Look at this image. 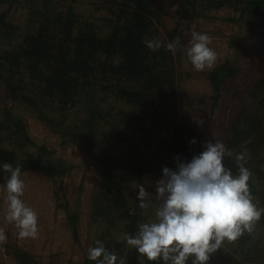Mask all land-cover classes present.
Masks as SVG:
<instances>
[{
  "label": "trees",
  "instance_id": "obj_1",
  "mask_svg": "<svg viewBox=\"0 0 264 264\" xmlns=\"http://www.w3.org/2000/svg\"><path fill=\"white\" fill-rule=\"evenodd\" d=\"M111 1L112 31L104 36L76 12L74 4L66 3L64 9L54 11L53 2L48 0L46 10H38V28L23 34L13 48L0 54V77L17 102L33 109L56 133L69 130V140L94 153L100 187L92 201L91 218L100 229L97 241L117 255V264L121 258L125 264H164L162 259L149 261L127 245L126 235L135 236L138 225L148 219L137 196L130 197V186L150 172L161 173L165 167L178 170L180 163L191 162L205 151L207 141L192 122L178 114L176 53L180 51L178 46L175 54L166 50L178 30L166 27L164 7L154 0ZM177 1L178 13L188 19L227 6L241 12L231 21L244 19V14L264 19V0ZM0 26L13 27L6 13L0 12ZM160 28L165 34L160 33ZM145 38L159 39L161 48L150 50ZM259 71L245 98L234 93V98L242 99V103L232 115L223 141L232 156L225 155L222 163L234 176L238 175L235 157L245 155V167L252 174L248 183L253 202L264 208V67ZM240 75V67L231 60L208 70L205 77L211 87L213 111L220 105L225 86ZM72 116L73 121L69 122ZM147 120L150 122L146 125ZM135 126L138 133L167 134L158 147L162 154L158 151L150 157L145 155L147 147L136 144L129 135ZM193 140L197 151L189 146ZM118 146L122 153L116 157L114 148ZM4 163L20 167L21 174L40 172L53 181L67 172V162L57 158L53 149L35 144L23 115L0 106V178L4 175ZM66 209L73 239L79 243L78 216L71 213L69 206ZM256 224L264 228V215ZM250 239L241 235L237 242H232L237 243L231 248L234 253L220 248L209 264L223 252L226 261L237 256L235 253L249 262L257 255L260 257V253L253 252ZM7 251L16 264H45L15 244L9 245ZM82 264L98 261H90L87 256Z\"/></svg>",
  "mask_w": 264,
  "mask_h": 264
},
{
  "label": "rangeland",
  "instance_id": "obj_2",
  "mask_svg": "<svg viewBox=\"0 0 264 264\" xmlns=\"http://www.w3.org/2000/svg\"><path fill=\"white\" fill-rule=\"evenodd\" d=\"M48 0H1L0 12L7 14V21L12 28L3 29L0 26V54L13 48L23 34L40 25V11L46 10ZM54 11L64 9V4H74L76 12L88 19L94 28L102 35L112 31L111 9L114 3L111 0H51ZM45 2V3H44ZM156 5L164 7L165 25L169 30H178L180 38L179 51L176 53L178 93V114L181 119H186L194 124L198 133L204 136L207 143H223L228 124L232 115L238 110L242 99L234 98L238 92L242 98L247 95L250 87L259 77L260 67H264V19L250 18L244 14V19L234 22L232 17H239L241 12L227 6L220 10H211L199 18H184L178 10L177 0H154ZM250 20L252 22H250ZM161 27V26H160ZM206 33L212 38L210 45L217 53L219 63L231 60L238 65L241 75L229 83L223 90L220 105L214 111L211 108V87L206 79V73L198 72L191 64L186 52L183 50L190 46L192 32ZM160 33L165 34L160 28ZM213 68V67H212ZM0 106L2 109H12L15 113L23 115L28 132L36 145H47L53 149L57 158L67 162V172L56 181L40 172H24L21 179L25 183L22 200L36 211L38 215L39 235L37 238H18V229L14 224L5 220L7 213L6 180L9 173L4 172L0 178V228L5 229L7 241L0 244V264H16L14 257L8 253L7 247L15 244L24 250L33 253L45 264H82L88 256V249L96 247L99 237V227L92 221V201L100 187V177L96 169V159L90 149L68 139L65 133H56L46 121L38 117L33 109L10 95L7 83L0 77ZM134 111L131 112L133 114ZM74 116L69 122L73 121ZM150 120L146 121V125ZM73 125V128H75ZM137 126L132 127L129 135L136 144H142L146 149V156L156 154L158 147L166 139V133L151 134L138 133ZM6 145L8 142L5 143ZM192 151H197L196 143L189 141ZM163 151H160L162 154ZM115 156L122 153V148H114ZM164 178L163 172H150L141 181H133L129 194L134 199L143 185L148 196L146 200L149 207L145 211L147 222L156 220L155 212L161 201L156 198L157 182ZM67 206L71 213L78 216L80 242L73 239L70 224L67 218ZM101 228V227H100ZM98 235V236H97ZM245 237H251L249 244L254 246V251L261 254L249 262L245 257L237 256L228 261L218 253L216 260L210 264H264V228L255 224L252 232L245 231ZM237 242V241H235ZM230 244V245H229ZM236 244L225 241L221 248L232 252ZM220 251V250H219ZM254 255V253H252ZM228 258V256L226 257ZM223 260L225 262H223ZM187 264H192V258Z\"/></svg>",
  "mask_w": 264,
  "mask_h": 264
},
{
  "label": "clouds",
  "instance_id": "obj_3",
  "mask_svg": "<svg viewBox=\"0 0 264 264\" xmlns=\"http://www.w3.org/2000/svg\"><path fill=\"white\" fill-rule=\"evenodd\" d=\"M152 51L161 48L162 42L145 38ZM212 38L206 33L192 32L190 46L184 48L191 64L198 72L214 67L216 51L210 47ZM180 38L166 45L175 54ZM193 143L196 141L193 140ZM232 156L223 143H207L206 150L191 162L180 163L178 170L163 169L164 178L157 182L156 198L161 201L155 212L156 220L138 225L135 236L126 235L128 246L149 261L163 260L164 264H209L225 241H236L245 231L252 232L264 215V208L253 202L249 180L251 171L245 167L244 154L236 155L238 175H233L222 161ZM9 173L6 180L7 213L5 220L18 229V238L35 239L39 235L38 215L28 207L22 197L25 183L21 168L10 163L2 165ZM148 191L140 185L137 199L139 207L147 209ZM7 241L4 228H0V244ZM88 249V259L98 264H117L118 257L100 242ZM119 264H125L119 259Z\"/></svg>",
  "mask_w": 264,
  "mask_h": 264
}]
</instances>
